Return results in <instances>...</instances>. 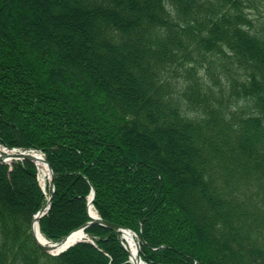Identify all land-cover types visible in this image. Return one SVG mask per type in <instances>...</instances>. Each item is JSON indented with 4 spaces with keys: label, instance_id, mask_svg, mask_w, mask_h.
I'll return each mask as SVG.
<instances>
[{
    "label": "trees",
    "instance_id": "16d2710c",
    "mask_svg": "<svg viewBox=\"0 0 264 264\" xmlns=\"http://www.w3.org/2000/svg\"><path fill=\"white\" fill-rule=\"evenodd\" d=\"M0 143L44 150L49 239L93 187L149 264H264V0H0ZM45 200L0 161V264H132L101 224L42 250Z\"/></svg>",
    "mask_w": 264,
    "mask_h": 264
},
{
    "label": "water",
    "instance_id": "95a60500",
    "mask_svg": "<svg viewBox=\"0 0 264 264\" xmlns=\"http://www.w3.org/2000/svg\"><path fill=\"white\" fill-rule=\"evenodd\" d=\"M9 150L13 151V152H1L0 153V161H4V162H9V161H16V160H31L34 161L37 164V159L40 158L43 162H45L48 166L49 169V188H50V194L47 195L46 201L45 203L33 214L32 217V221H31V233L33 236V239L35 241V243L44 251L53 254V255H57L59 253H62L63 251L67 250L68 248H70L71 246H73L74 244L84 240L87 237V233H86V229L91 226V225H95V224H101L103 226H106L110 229H113L114 231L117 232L118 234V238L120 239V241L122 242L123 246L125 247V249L127 250L128 254H129V260L132 264H140L142 261L145 262L142 257H141V253H140V248H141V240H140V236L133 232L130 228L103 219L99 213L97 212L96 215H93L91 213V207L93 206V200L95 197V189L92 187L91 193L88 197V213L90 216V220L85 222L84 224H82L80 227L76 228L75 230L71 231L68 235L64 236L62 239L60 240H50L48 238L45 237V241H41L37 234H36V225L39 227V222L40 219L48 213L50 207H51V201H52V197L55 191V185H54V172L53 169L51 167V165L49 164L48 160L45 158L44 156V150L41 148L35 149V148H29V147H23V146H19V147H7ZM79 232L80 236L79 237H72L75 233ZM124 234H128V235H134V240H135V248H136V257L133 255V251L129 248H127V245L124 243L125 237ZM147 263V262H145ZM148 264V263H147Z\"/></svg>",
    "mask_w": 264,
    "mask_h": 264
},
{
    "label": "bare ground",
    "instance_id": "6f19581e",
    "mask_svg": "<svg viewBox=\"0 0 264 264\" xmlns=\"http://www.w3.org/2000/svg\"><path fill=\"white\" fill-rule=\"evenodd\" d=\"M4 150L7 152H13V151L9 150L8 148L4 147L3 145H0V152H2ZM37 165L39 167V179H40L41 185L43 186V188L45 189V191L47 192V195H48V184L47 183H48L49 176H50L48 166L40 158L37 159ZM91 213L93 215L97 214V211H96L94 206L91 207ZM35 229H36V234H37L38 238L41 241H45V236L42 234V232L40 231V229L37 225H36ZM79 236H80V233L77 232L72 237H79ZM124 237L126 239L128 246L133 251V255L136 257L134 235L133 234L132 235L124 234ZM140 264H147V263L142 261Z\"/></svg>",
    "mask_w": 264,
    "mask_h": 264
},
{
    "label": "rangeland",
    "instance_id": "374dc122",
    "mask_svg": "<svg viewBox=\"0 0 264 264\" xmlns=\"http://www.w3.org/2000/svg\"><path fill=\"white\" fill-rule=\"evenodd\" d=\"M49 181V180H48ZM48 184V183H47Z\"/></svg>",
    "mask_w": 264,
    "mask_h": 264
}]
</instances>
